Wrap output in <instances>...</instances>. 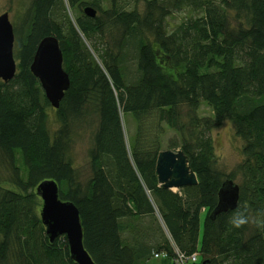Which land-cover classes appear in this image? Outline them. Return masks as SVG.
<instances>
[{"label": "trees", "instance_id": "obj_1", "mask_svg": "<svg viewBox=\"0 0 264 264\" xmlns=\"http://www.w3.org/2000/svg\"><path fill=\"white\" fill-rule=\"evenodd\" d=\"M65 2L32 0L14 46L16 76L0 80V264H74L65 237L50 243L41 224L35 190L44 181L78 209L94 264L172 261L176 250L208 264H264V0ZM86 6L95 18L77 11ZM181 12L187 17L168 28L166 18ZM48 36L69 77L53 110L56 130L29 70ZM202 106L211 116H200ZM89 115L97 123L89 178L80 181L68 141L71 125ZM224 121L243 142V182L237 208L211 220L222 183L233 179L216 168L209 136ZM164 143L183 152L197 185L158 184ZM246 212L258 219L253 235Z\"/></svg>", "mask_w": 264, "mask_h": 264}, {"label": "water", "instance_id": "obj_2", "mask_svg": "<svg viewBox=\"0 0 264 264\" xmlns=\"http://www.w3.org/2000/svg\"><path fill=\"white\" fill-rule=\"evenodd\" d=\"M83 14L95 18L93 8L86 6ZM62 52L53 36L43 38L36 47L30 73L37 79L44 96L53 110H58L69 89V77L62 67ZM17 73L14 57V31L7 13L0 15V80L8 83ZM155 172L160 186L179 190L197 185V178L189 168L187 158L181 150H162L156 160ZM35 193L41 200L39 218L50 243L63 236L66 239L70 260L74 264H94L83 246V231L79 211L71 202L59 198L58 185L54 181L40 183ZM239 202V187L233 181L222 183L217 204L210 213V219L234 211ZM200 264H208L207 260Z\"/></svg>", "mask_w": 264, "mask_h": 264}, {"label": "rangeland", "instance_id": "obj_3", "mask_svg": "<svg viewBox=\"0 0 264 264\" xmlns=\"http://www.w3.org/2000/svg\"><path fill=\"white\" fill-rule=\"evenodd\" d=\"M32 0H0V15L2 13H7L9 16V20L13 26L14 30V46L18 42L17 39H23L22 34L19 33L22 26L23 18L28 11ZM65 2V0H64ZM66 3V2H65ZM107 5H105V8ZM144 7V2H138V9L141 10ZM66 13L69 16L70 20L74 22V11H71L68 6H65ZM83 11L82 7L77 10ZM187 17L186 13H179V14H171L169 17L166 18L168 28H173L176 26L177 22L181 19ZM16 29V31H15ZM15 53V50H14ZM18 65V62H17ZM49 120H50V129L56 130L59 125L55 123V114L53 109L50 107L48 110ZM200 116H211V110L207 107L202 106L199 111ZM97 123V118L94 115H89L88 117L83 118L82 120H76V122L71 125L70 129V137H69V145H68V154L73 163V167L77 172V176L80 181H85L89 178V163H88V152L92 147V135L95 131ZM126 128L124 129L126 138H130L133 135L135 124L132 121H127ZM209 136L212 141L213 149H214V156L216 159V168L221 171L226 176H232L233 183L238 185L240 190V185L242 184V175L239 169L240 163L243 161L244 156L242 154L243 142L241 139L237 138L234 133V128L229 121H224L219 127L213 128L209 132ZM164 142L167 141V137H165ZM165 143L162 149H166ZM167 150V149H166ZM4 188L11 189L7 185H3ZM172 191H177L173 189ZM39 199V198H38ZM41 207V200L39 199V206L38 211ZM39 213V212H38ZM247 215V222L249 225L246 229V235H253L256 227V222L258 219L256 216L249 214L246 212ZM203 235V224L202 218L200 219V227H199V243L201 241ZM61 236L60 238H62ZM199 245V244H198ZM179 252V251H177ZM176 253V251H175ZM180 253V252H179ZM179 256H183L180 253ZM185 257V256H184ZM176 258V257H175ZM172 258V261L166 257V255H160L159 257L155 258L150 261L148 264H188L190 260H184L183 263L180 262L179 258L175 260ZM187 258V257H186ZM202 261L201 257L198 256L197 264H200Z\"/></svg>", "mask_w": 264, "mask_h": 264}, {"label": "built area", "instance_id": "obj_4", "mask_svg": "<svg viewBox=\"0 0 264 264\" xmlns=\"http://www.w3.org/2000/svg\"><path fill=\"white\" fill-rule=\"evenodd\" d=\"M160 255H165V254H158V255H155L154 257L157 258V257H159ZM179 255H180V253L177 252V250H176V253H175V257H176V258H175V260H176L177 258H179V260H180L181 263H183L184 260H185V261H186V260H190L191 263H195V262H197V260H196V259H197V254H193V255H191L190 257H187V258L184 257L183 254H182V255H183L182 257L179 256Z\"/></svg>", "mask_w": 264, "mask_h": 264}, {"label": "crops", "instance_id": "obj_5", "mask_svg": "<svg viewBox=\"0 0 264 264\" xmlns=\"http://www.w3.org/2000/svg\"><path fill=\"white\" fill-rule=\"evenodd\" d=\"M202 213H203V211H202ZM202 216V215H201Z\"/></svg>", "mask_w": 264, "mask_h": 264}]
</instances>
